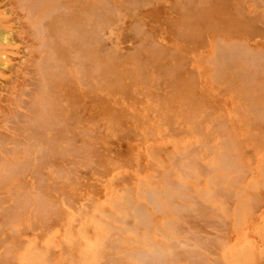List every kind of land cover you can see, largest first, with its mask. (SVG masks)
Segmentation results:
<instances>
[{"label":"rangeland","instance_id":"rangeland-1","mask_svg":"<svg viewBox=\"0 0 264 264\" xmlns=\"http://www.w3.org/2000/svg\"><path fill=\"white\" fill-rule=\"evenodd\" d=\"M38 1L0 0V264H264V0Z\"/></svg>","mask_w":264,"mask_h":264},{"label":"bare ground","instance_id":"bare-ground-1","mask_svg":"<svg viewBox=\"0 0 264 264\" xmlns=\"http://www.w3.org/2000/svg\"><path fill=\"white\" fill-rule=\"evenodd\" d=\"M50 1H51V0H50ZM59 1H60V0H59ZM59 1H56V2H58V6H59V4L62 5ZM64 1H65V0H64ZM76 1H77V0H76ZM78 1H79V0H78ZM81 1H84V0H81ZM108 1H109V0H108ZM110 1H111V0H110ZM123 1H124V0H123ZM135 1H136V0H135ZM141 1H142V0H141ZM141 1H140V3H141ZM47 2H48V1H47ZM47 2H46V3H47ZM142 2H143V1H142ZM19 3H20V4L24 3V8H27V9L29 10L30 17H31L30 20H32V27L34 28V30H36L35 32H37L36 34H38V36L41 35V37H43V36L45 35L44 33L48 32V31L46 30V26L44 25V20H45V19H44L43 16H42V15H43V14H42L43 11H41V9H40L41 6L43 7V4L41 3V5H40V1H38V2L36 3V0H19ZM62 3H64V2H62ZM81 3H82V2H81ZM92 3H93V5L96 4V6H98L97 3H94V2H92ZM92 3H91V4H92ZM101 3H102V2H101ZM101 3H100V4H101ZM137 3H138V2H136V5H137ZM143 3H145V2H143ZM143 3H142V4H143ZM186 3H187V2H186ZM188 3H190V2H188ZM31 4H32V6H31ZM33 4H34V5H33ZM91 4H88V5H91ZM111 4H112V3H111ZM123 4H125V3H123ZM142 4H140V5H142ZM56 5H57V4H56ZM103 5H104V6H103ZM136 5H135V6H136ZM187 5H188V4H187ZM21 6H23V5H21ZM58 6H57V7H58ZM64 6H65V4H64ZM79 6H80V5L75 6V7L78 8ZM83 6H84V5H83ZM83 6H82V7H83ZM101 6H103V7H101V8H104V9H105V7L107 6V4H106V6H105V4L102 3ZM112 6H113V4L110 5V7L108 6L110 12H109V10H107V11H108L109 13L112 12V11H111V7H112ZM123 6H124V5H123ZM126 6H127V8L130 9V7H129L128 5H126ZM131 6H132L131 8H134V7H135V6L133 7V5H131ZM82 7H81V8H82ZM87 7H88V6H87ZM91 7H92V5H91ZM94 7H95V6H94ZM98 7H99V6H98ZM98 7H97V8H98ZM108 7H106V9H107ZM138 7H139V5H138ZM24 8H23V9H24ZM54 8H56V7L53 6L52 9H54ZM59 8H60V7H59ZM64 8H65V7H64ZM81 8H79V9L81 10ZM85 8H86V7H85ZM95 8H96V7H95ZM97 8H96V10H97ZM101 8L99 7V9H101ZM23 9H22V10H23ZM52 9H51V10L47 9V11H48V12H49V11H52ZM57 9H58V8H57ZM62 9H63V8H62ZM72 9H73V8H72ZM113 9L117 12V10H116L117 8H116V9L113 8ZM63 10H65V9H63ZM86 10H87V8H86L85 10H83L81 13H83V12L86 11ZM94 10H95V9H94ZM126 10H127V9H126ZM72 11L74 12V11H75V8H74V10H71V11L69 10V12H72ZM78 11H79V10H77V12H78ZM130 11H131V10H130ZM65 12H66V11H65ZM65 12H64V13H65ZM67 12H68V11H67ZM75 12H76V11H75ZM77 12H76V13H77ZM87 12H90V11L87 10ZM116 12H115V13H116ZM45 13H46V12H45ZM45 13H44V14H45ZM91 13H92V12H91ZM93 13H94V12H93ZM101 13H102V12H101ZM101 13L99 14V13L97 12L98 16H97V14L95 13V14H94L95 16L93 15V17H95V18H96V16H97V18L100 17V16L102 17V14H104V16H105V12H103L102 14H101ZM191 13L193 14V12H191ZM65 14H66V13H65ZM67 14H68V13H67ZM69 14H70V13H69ZM71 14H74V13H71ZM77 14H79V13H77ZM89 14H90V13H89ZM106 14L108 15V13H106ZM189 14H190V13H189ZM85 15H86V13H85ZM91 15H92V14H91ZM113 15H114V14H113ZM113 15L111 14V16H113ZM49 16H50V15H49ZM49 16H48V17H49ZM67 16H68V15H67ZM75 16H76V15H75ZM81 16H82V15H81ZM109 16H110V15H109ZM109 16H105L104 18L106 19V17L108 18ZM111 16H110V17H111ZM196 16H197V15H196ZM48 17H47V18H48ZM50 17H51V16H50ZM71 17H72V16H71ZM82 17H83V16H82ZM91 17H92V16H91ZM93 17H92L91 20L95 19V18H93ZM189 17L191 18L192 16L189 15ZM45 18H46V17H45ZM76 18H77V17H76ZM78 18H79V17H78ZM84 18H85V17H84ZM102 18H103V17H102ZM102 18H101V19H102ZM113 18H114V16H113ZM2 19H3V18L1 17V21H0V51H1V47H2V45H4V42L7 43V42L9 41V39H10V41H12V39H13V37H12V39L9 38V37H11V35H13V34H12V31H11V30H8L7 28L4 27V24H3L4 22L2 21ZM53 19H54V18H53ZM79 19H80V18H79ZM101 19H99V20H101ZM105 19H103L104 22H105V21L107 22V20H105ZM114 19H115V18H114ZM193 19H194V18H193ZM3 20H4V19H3ZM47 20H48V19H47ZM65 20H66V19H65ZM72 20H73V19H72ZM82 20H83V18H82ZM189 20H190V19H189ZM83 21H84V20H83ZM83 21H82L81 23H83V25H86V24H84L85 22H83ZM96 21H97V19L95 20V22H96ZM46 22H47V21H46ZM78 22H79V21H78ZM101 22H102V21H101ZM109 22L113 23L112 21H109ZM7 23H8V22H7ZM54 23H55V22H54ZM57 23H58V22H57ZM62 23H63V22H62ZM65 23H66V22H65ZM69 23H70V22H69ZM102 23H103V22H102ZM102 23H100V25L97 23V24H98V28H99V26H102V25H101ZM55 24H56V23H55ZM76 24H78V23H76ZM79 24H80V23H79ZM79 24H78V25H79ZM56 25H57V24H56ZM66 25L69 26V24H66ZM73 25H74V24H73ZM83 25H82V27H83ZM103 25H104V24H103ZM64 26H65V24H64ZM75 26H77V25H75ZM93 26H94V25H93ZM104 26H105V25H104ZM111 26L113 27V25H110V27H111ZM48 27H49V26H48ZM56 27H58V26H56ZM70 27H72V25H70ZM84 27H85V26H84ZM94 27H95V26H94ZM30 28H31V26H30ZM53 28H54V27H53ZM62 28H63V27H62ZM65 28H66V27H65ZM72 28H73V27H72ZM74 28H76V27H74ZM78 28H79V29H82V28H80V27H78ZM107 28H108V27H107ZM28 29H29V28H28ZM31 29H32V28H31ZM51 29H52V28H51ZM54 29L56 30V28H54ZM57 29H58V28H57ZM63 29H64V28H63ZM63 29H62V31H63ZM94 29H95V28H94ZM110 29H111V28H110ZM60 30H61V28H60ZM60 30H59V31H60ZM64 30H65V29H64ZM67 30H68V28H67ZM97 30H98V29H97ZM51 31H52V30H51ZM71 31L73 32V30H71ZM79 31H80V30H79ZM99 31H100V29H99ZM101 31H102V30H101ZM82 32H84V31H82ZM13 33H14V31H13ZM54 33H57V32H54ZM54 33H53V31H52V34H54ZM61 33H62V32H61ZM65 33H66V32H65ZM65 33H64V34H65ZM78 33H79V32H78ZM89 33H90V32H89ZM23 34H24V33H23ZM57 34H59V32H58ZM75 34L77 35V33H75ZM75 34H74V35H75ZM87 34H88V33H87ZM87 34H86V35H87ZM101 34H102V33H101ZM24 35H25V34H24ZM54 35H55V34H54ZM25 36H26V35H25ZM25 36H24V37H25ZM61 36H62V35H61ZM61 36H60V37H61ZM63 36H64V35H63ZM65 36H66V35H65ZM71 36H72V35H71ZM71 36H69L68 39H70ZM78 36H79V35H78ZM54 37H56V36H53V38H54ZM58 37H59V35H58ZM66 37H68V36H66ZM66 37H65V38L62 37V38L66 40V39H67ZM21 38H22V37H21ZM25 38H26V37H25ZM43 38H44V37H43ZM56 38H57V37H56ZM72 38H73V37H72ZM76 38H77V37H76ZM76 38H74V39H76ZM81 38H82V36H81ZM86 38H87V37H85L84 39H86ZM54 39H55V38H54ZM68 39H67V40H68ZM38 40H40L39 37H38ZM38 40H37V41H38ZM44 40H45V39H44ZM44 40H43V41H44ZM65 40H64V41H65ZM72 40H73V39H72ZM78 40H79V39H78ZM78 40H77V41H78ZM86 40H87V39H86ZM10 41H9V42H10ZM60 41H61V40H60ZM73 41H74V40H73ZM75 41H76V40H75ZM79 41H80V40H79ZM79 41H78V42H79ZM44 42H45V41H44ZM44 42H43V43H44ZM48 42H49V41H48ZM50 42H51V41H50ZM71 42H72V41H71V39H70V40H69V43H71ZM85 42H86V41H85ZM85 42H83V43H85ZM97 42H98V41H97ZM99 42H100V41H99ZM53 43H54V41H53ZM67 43H68V42H67ZM72 43H73V42H72ZM74 43H75V42H74ZM76 43H77V42H76ZM61 44H62V43H61ZM96 44H97V43H96ZM42 45H44V47L46 46V44H42ZM51 45H52V44H51ZM63 45H64V44H63ZM68 45H70V44H68ZM91 45H92V44H91ZM53 46H54V45H52V47H53ZM64 46L66 47V45H64ZM57 47H58V46H57ZM84 47H85V44H84ZM46 48H48V47L46 46ZM60 48H62V47H60ZM66 48H67V47H66ZM44 49H45V48H44ZM44 49H43V50H44ZM53 49H54V48H53ZM82 49H84V48H82ZM58 50H59V49H58ZM224 50H225V48H224ZM231 50H232V49H231ZM236 50H237V49H236ZM238 50H240V47L238 48ZM63 51L65 52V50H63ZM219 51H220V50H219ZM221 51L224 53L223 49H221ZM227 51H228V50L226 49L225 53H226ZM47 52H49V51H47ZM51 52H52V51H51ZM51 52H50V53H51ZM54 52H55V51H54ZM234 52H235V51H234ZM50 53H48L47 56H46V53L44 54V56H42V57H43L42 59H44L45 56L47 57V58H45L44 63H45L46 61H47V62H46L47 64L50 62V60H49V59L51 58V57H50L51 55H49ZM61 53H63V52H61ZM225 53H224V55H226ZM229 53H231V52H229ZM237 53H238V52H237ZM218 55H219V54H218ZM228 55H229V54H227V57H229L230 60H231V59H232V58H231L232 55H229V56H228ZM4 56H5V55H4ZM249 56H250V55H249ZM8 57H9V56H8ZM60 57H61V56H60ZM222 57H223V56H222ZM222 57H221V58H222ZM225 57H226V56H224V58H225ZM227 57H226V58H227ZM235 57H236V56H235ZM240 57H241V56H240ZM252 57H254V56L252 55ZM216 58H217V56H216ZM218 58H219V57H218ZM233 58H234V57H233ZM241 58H242V57H241ZM2 59H3V55L0 54V65H1V63H2V64L4 63V62L2 61ZM46 59H47V60H46ZM253 59H254V58H253ZM255 59H256V58H255ZM225 60H226V59H225ZM232 60H234V62H235V59H232ZM246 60H248V61L250 60V61H251V59H247V58H246ZM42 61H43V60H42ZM218 61H219V62H218L217 64H220V65H218V66H220V70H219V71L222 72V69H223L224 72H225V69L223 68V66H224L225 64H224V63L221 64L220 61H222V60H218ZM255 61H256V60H255ZM260 61H261V60H260ZM263 61H264V60H263ZM224 62H225V61H224ZM246 62H247V61H246ZM253 62H254V60H253ZM253 62H252V63H253ZM44 63H42L43 65L41 64V66H40L41 69H42V67H44L45 65H47L46 63H45V64H44ZM225 63H226V62H225ZM228 63H230L231 66H233V65H232V64H233L232 61H231V62H230V61H229V62L227 61L226 64H228ZM235 63H236V62H235ZM254 63H255V62H254ZM254 63H253V64H254ZM49 64H50V63H49ZM52 64H54V63H52ZM222 65H223V66H222ZM49 66H50V65H48V67H49ZM60 66H61V65H60ZM221 66H222V68H221ZM225 66H226V65H225ZM225 66H224V67H225ZM228 66H229V64H228ZM6 67H7V66H6ZM48 67H44V68L46 69V68H48ZM50 67H52V66H50ZM216 68H217V67H216ZM225 68H226V67H225ZM0 69H1V68H0ZM45 69H43V71H44ZM52 69H55V70H56V67H55V68H52ZM48 70H50V68H49ZM55 70H54V71H55ZM245 70H246V69H245ZM41 71H42V70H41ZM217 71H218V70H217ZM38 72H40V70H38L37 73H38ZM52 72H53V70H52ZM161 72H162V70H161ZM221 72H219V73H221ZM37 73H36V74H37ZM53 73H54V72H53ZM40 74H41V72L38 73V75H40ZM107 74H108V73H107ZM226 74H227V73L225 72V75H226ZM109 75H110V74H109ZM217 75L220 76V74H217ZM221 75L223 76L222 73H221ZM219 76H218V78H219ZM255 76H256V75H255ZM220 77H221V76H220ZM224 77H225V76H224ZM226 78H228V77L226 76ZM36 79H40V78L37 77ZM221 79H223V78H221ZM224 79H225V78H224ZM224 79H223V80H224ZM228 79H229V78H228ZM250 79H251V78H250ZM225 80H226V79H225ZM251 80H252V79H251ZM253 80H254V79H253ZM37 81H39V80H37ZM40 81H42V79H40ZM253 82H254V81H253ZM225 152H226V151H225ZM226 154L228 155V153H226ZM225 156H226V155H225ZM223 160H224V158H223ZM226 161H227V160H226ZM188 162H189V161H188ZM180 163H181V162H180ZM182 163L185 164L184 162H182ZM186 163H187V162H186ZM227 164H228V163H227ZM226 166H227V165H226ZM195 168H196V167H195ZM201 169H202V168H201ZM177 170H178V169H177ZM191 171H192V170H191ZM192 172H193V171H192ZM194 172H195V171H194ZM199 172H200V171H199ZM211 172H212V171H211ZM194 174H195V173H194ZM207 175H208V174H207ZM213 177H214V176H213ZM168 185H170V184H168ZM164 186L166 187V184H164ZM164 186H163V188H164ZM169 187L171 188L170 190H172V187H171V186L166 187V189H169ZM175 187H176V186H175ZM173 188H174V187H173ZM160 189H161V188H160ZM170 190H169V191H170ZM175 190H177V189H175ZM162 191H163V190H162ZM165 192H166V191H165ZM160 193H161V192H160ZM166 194H167V196H168V194H170V193H168V191H167ZM171 194H172L171 196H174L175 193L173 194V193L171 192ZM153 195H154V194H153ZM149 197H150V195H149ZM147 198H148V196H147ZM155 198H156V197H155ZM155 198H154V200H157V199H155ZM172 198H173V197H172ZM170 200H171V199H170ZM148 201H149V200H148ZM149 203H151V202L149 201ZM156 203H157V202H156ZM173 206H174V205H173ZM23 207H24V206H23ZM140 208H141V207H139V209H140ZM141 209H142V208H141ZM137 210H138V209H137ZM137 210H136V213H137ZM144 210H145V209H144ZM161 210H162V209H161ZM138 211H139V210H138ZM140 212L143 213V210L139 211V213H137L138 215L135 214V216H136V215L139 216V214H141ZM179 212H180V211H179ZM146 213H147V212H144L143 214H146ZM177 213H178V211H177ZM200 213H201V212H200ZM200 213L198 212L199 215H201ZM143 214L140 215V216H143ZM178 214H179V213H178ZM202 214H203V213H202ZM146 215H147V214H146ZM146 215H144V216L147 217ZM194 216H195V215H194ZM201 216H202V215H201ZM201 216H199V217H201ZM151 217H152V216H151ZM189 217H190V216H189ZM187 218H188V215H187ZM190 218H191V217H190ZM141 220H142V219H141ZM141 220H140V223H143V224H144V222H143V221H144V218H143V221H141ZM188 220H190V219H188ZM194 220H195V219H194ZM197 220H198V219H197ZM147 221H148V220L146 219V223H145V224H147ZM120 222H121V221H120ZM122 223H123V221H122ZM126 228H127V227H126ZM139 236H140V235H139ZM109 239H110V238H109ZM146 239H148V238H146ZM151 239H152V238H151ZM210 239H211V238H210ZM131 240H133V239H131ZM149 240H150V239H149ZM149 240H148V241H149ZM195 240H196V239H195ZM206 240H207V239H206ZM206 240H205V242H206ZM200 241H202V240H200ZM150 242H152V240H150ZM216 242H217V241H216ZM104 243H106V242L104 241ZM108 243H109V242H107V244H108ZM198 243H199V242H198ZM208 243H210V242H208ZM109 244H110V243H109ZM148 244H149V242H148ZM193 244H194V242H193ZM214 244H215V243H214ZM110 246H111V245H110ZM145 246H146V245H145ZM148 246H149V245H148ZM151 246H153V245H151ZM151 246H149V247L151 248ZM104 247H105V246H104ZM108 247H109V246H108ZM157 247H158V246H157ZM157 247H156V245H154V246L152 247V248H155V249L157 250V252H154V251H156L155 249L152 250V252L155 253V254H154L155 256H156V254L158 253V251H160V250H158V248L161 249L160 246H159L158 248H157ZM188 247H189V246H188ZM193 247H194V246H193ZM211 247H213V246H211ZM112 248H113V247H112ZM105 249H106V248H105ZM178 249H179V248H178ZM181 249H182V248H181ZM181 249H180V250H181ZM205 249H206V248H205ZM162 250H164V249H161V251H162ZM210 250H211V248H210ZM135 251H137V250H135ZM140 251H141V250H140ZM181 251H182V250H181ZM189 251H191V250H189ZM189 251H188V253H189ZM195 251H196V250H195ZM113 252H114V251H113ZM113 252H112V253H113ZM140 253H141V252H140ZM140 253H136V252H135V254H134V251L132 252V254H134V255L138 258V260H139L140 257H145V256H142V255H144V254H145V255L150 254L151 256H153V255L151 254V251H150L149 253H148V252H144V253L142 252V255H141ZM146 253H147V254H146ZM139 254H140L141 256L138 257ZM231 254H232V253H231ZM105 255H106V253H105ZM108 255H109V254H108ZM108 255H107V258L110 259V256L108 257ZM134 255H133V256H134ZM150 255H147V256L150 257ZM159 255H160V254L158 253L157 256H156L157 258H155V257L152 258V257H151L150 260H149V261L152 260L151 262H148V259H149V258H148L147 256H146L145 258H141V259H143V260H141V259H140V260L142 261V263L145 261L146 263H150V264H151L152 262H153V263L156 262V260H158V258L161 257L162 254H161L160 256H159ZM163 255H164V253H163ZM166 255H167V254H166ZM190 255H191V254H190ZM194 255H195V254H194ZM48 256H49V255H48ZM112 256H113V255H112ZM168 256H169V253H168ZM187 256H188V255H187ZM176 257H178V255H177ZM185 257H186V256H185ZM193 257H194V256H193ZM195 257H196V255H195ZM103 258H104V256H103ZM105 258H106V257H105ZM107 258H106V259H107ZM116 258H117V257H116ZM116 258H115V259H116ZM146 258H147V259H146ZM161 258H162V257H161ZM174 258H175V256H174ZM199 258H200V256H199ZM201 258H202V257H201ZM115 259H114V260H115ZM134 259H135V257H134ZM144 259H145V260H144ZM191 259H192V258H191ZM194 259H195V258H194ZM202 259H203V258H202ZM138 260H137V261H138ZM153 260H155V261H153ZM174 260H175V259H174ZM198 260H199V259H198ZM107 261H108V260H107ZM110 261H111V260H110ZM171 261H172V260H171ZM176 261H178V260H176ZM202 261H203V260H202ZM204 261H206V260H204ZM138 262H139V261H138ZM198 262H199V261H198ZM120 263H122V262H120ZM139 263H140V262H139ZM187 263H188V262H187ZM192 263H193V262H192ZM196 263H197V262H196Z\"/></svg>","mask_w":264,"mask_h":264}]
</instances>
